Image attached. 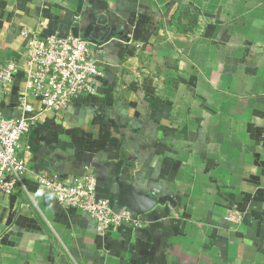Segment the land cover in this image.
<instances>
[{
  "label": "crops",
  "instance_id": "obj_1",
  "mask_svg": "<svg viewBox=\"0 0 264 264\" xmlns=\"http://www.w3.org/2000/svg\"><path fill=\"white\" fill-rule=\"evenodd\" d=\"M23 29L87 40L103 73L22 136L31 171L164 203L102 235L28 177L0 196V264H264V0H0V67Z\"/></svg>",
  "mask_w": 264,
  "mask_h": 264
},
{
  "label": "built area",
  "instance_id": "obj_2",
  "mask_svg": "<svg viewBox=\"0 0 264 264\" xmlns=\"http://www.w3.org/2000/svg\"><path fill=\"white\" fill-rule=\"evenodd\" d=\"M22 63L8 60L0 67V196L25 189L30 178L61 206L86 214L102 235L118 232L123 226L137 228L140 220L132 211H115L107 197L99 196L96 179L85 174L71 180L33 172L20 154V140L44 113L61 114L76 99L93 95L101 68L93 57V45L78 36L57 34L41 38L23 29ZM20 76L22 87L13 107L17 114L7 116L3 96ZM38 105V108L35 107ZM26 190V189H25ZM229 229L241 224V214L229 209L223 217Z\"/></svg>",
  "mask_w": 264,
  "mask_h": 264
},
{
  "label": "water",
  "instance_id": "obj_3",
  "mask_svg": "<svg viewBox=\"0 0 264 264\" xmlns=\"http://www.w3.org/2000/svg\"><path fill=\"white\" fill-rule=\"evenodd\" d=\"M92 24L88 27L84 33V38L91 37ZM164 200H153L145 195L134 194L131 191L125 192L118 200L117 206L125 208L127 210H132L135 215H142L152 209L156 204H163Z\"/></svg>",
  "mask_w": 264,
  "mask_h": 264
}]
</instances>
